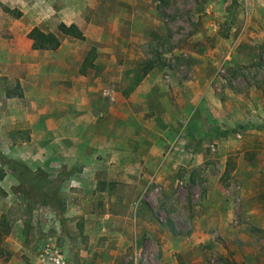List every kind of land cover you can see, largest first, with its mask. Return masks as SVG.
Instances as JSON below:
<instances>
[{"label": "rangeland", "instance_id": "rangeland-1", "mask_svg": "<svg viewBox=\"0 0 264 264\" xmlns=\"http://www.w3.org/2000/svg\"><path fill=\"white\" fill-rule=\"evenodd\" d=\"M0 154L1 261L264 264V0H0Z\"/></svg>", "mask_w": 264, "mask_h": 264}, {"label": "trees", "instance_id": "trees-1", "mask_svg": "<svg viewBox=\"0 0 264 264\" xmlns=\"http://www.w3.org/2000/svg\"><path fill=\"white\" fill-rule=\"evenodd\" d=\"M156 1V0H154ZM164 1V0H161ZM161 5L159 4L158 10H161ZM57 31L63 36H68L78 40H84V35L78 26L75 24L66 25L60 23L57 26ZM28 39L31 41V48L35 51H56L60 47L59 37L52 33L46 32L39 27L32 28L27 34ZM153 64L147 62L143 69L142 74L139 76L138 81L142 76L146 75ZM5 96L7 98L11 97H21L22 89L20 83L16 81L13 88L5 86ZM0 164L7 166L14 174L16 180L18 181V194L22 198H39L43 204H48L59 211L61 202L58 200V183L56 180L52 179L50 175L46 172L38 169L34 172L28 170L26 166L19 162L10 161L2 157L0 154ZM5 177V172L0 167V180ZM1 231L4 233L2 234ZM9 232V227L5 222L0 225V242L3 236H6ZM1 254V253H0Z\"/></svg>", "mask_w": 264, "mask_h": 264}, {"label": "crops", "instance_id": "crops-1", "mask_svg": "<svg viewBox=\"0 0 264 264\" xmlns=\"http://www.w3.org/2000/svg\"><path fill=\"white\" fill-rule=\"evenodd\" d=\"M207 100L206 101H208L207 102V106L210 108V107H212V106H217L218 104H219V101H218V103L217 102H215V100H212V98H211V96H209V95H207ZM80 102H84V101H80ZM82 103H81V105H82ZM205 104V103H204ZM210 105H212V106H210ZM0 264H23L22 262H20V261H18V260H9V261H1L0 260Z\"/></svg>", "mask_w": 264, "mask_h": 264}, {"label": "built area", "instance_id": "built-area-1", "mask_svg": "<svg viewBox=\"0 0 264 264\" xmlns=\"http://www.w3.org/2000/svg\"><path fill=\"white\" fill-rule=\"evenodd\" d=\"M105 94L109 95V92H106V91H105ZM56 263L58 264V260L56 261Z\"/></svg>", "mask_w": 264, "mask_h": 264}]
</instances>
